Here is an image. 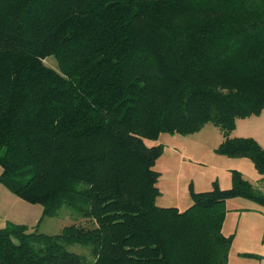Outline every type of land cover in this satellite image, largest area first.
<instances>
[{"label": "trees", "instance_id": "obj_1", "mask_svg": "<svg viewBox=\"0 0 264 264\" xmlns=\"http://www.w3.org/2000/svg\"><path fill=\"white\" fill-rule=\"evenodd\" d=\"M263 111L264 0H0V185L78 217L58 235L8 223L0 264H228L227 202L264 208V149L230 135ZM209 123L263 178L157 206L164 147L146 141Z\"/></svg>", "mask_w": 264, "mask_h": 264}, {"label": "rangeland", "instance_id": "obj_2", "mask_svg": "<svg viewBox=\"0 0 264 264\" xmlns=\"http://www.w3.org/2000/svg\"><path fill=\"white\" fill-rule=\"evenodd\" d=\"M44 63L58 70L53 58L46 59ZM260 116H255L261 118L258 121H249V118L238 119L230 137L243 138L238 136L254 134L259 139L255 140L264 149V115ZM223 142L222 131L212 123L191 135L161 134L158 140H147L146 144L149 147L158 145L164 147L163 155L154 168L160 173L158 188L161 195L157 199V206L175 207L184 211L193 203L192 191L196 193L210 191L216 182L221 189H230L232 171L242 173L252 184L263 178L258 174L251 160L232 159L219 155L216 150ZM259 207L241 198L229 202L227 209L230 213L227 215L225 233L229 234L237 229L236 239L242 240L254 234L260 225L264 224L263 214L255 212L261 208ZM249 209L250 211H247ZM236 210L246 211L240 213ZM42 214V206L29 204L15 196L4 185H0V229L5 228L8 223H14L27 226L29 232L39 231L43 234L58 235L65 227L77 223L78 218L67 206H64L55 217L42 218ZM79 225L86 226L89 223L80 222ZM68 250L84 256L88 262L93 261L90 250L86 247L73 245L68 247Z\"/></svg>", "mask_w": 264, "mask_h": 264}, {"label": "crops", "instance_id": "obj_3", "mask_svg": "<svg viewBox=\"0 0 264 264\" xmlns=\"http://www.w3.org/2000/svg\"><path fill=\"white\" fill-rule=\"evenodd\" d=\"M264 115V111L262 112L261 116ZM260 116V117H261ZM259 117L255 118L251 117L248 120L249 121H258ZM243 138H254L256 140H259L258 137L254 134L246 135V136H238ZM256 185L258 182L255 183ZM229 200L227 202V205L229 202L233 201ZM251 202V201H250ZM260 208V207H259ZM228 214L230 213V210H228ZM237 212H244L246 210H236ZM247 211H250L247 210ZM252 211V210H251ZM258 213L263 214L264 216V208H260L258 211H255ZM227 214V215H228ZM227 219V217H226ZM226 223V221H225ZM261 224V223H260ZM225 227V224H224ZM225 235H231L234 234V242L232 245V249L229 256V262L228 264H264V224L260 225V227L255 231L254 234L248 236L246 239H236L237 237V229H235L233 232H230L229 234L225 233V230L223 229ZM244 254H250L255 255L256 257H243Z\"/></svg>", "mask_w": 264, "mask_h": 264}]
</instances>
